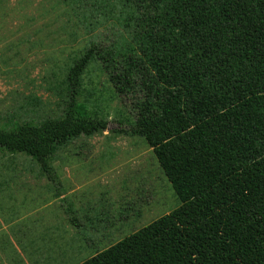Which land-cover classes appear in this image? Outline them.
<instances>
[{
  "label": "trees",
  "instance_id": "1",
  "mask_svg": "<svg viewBox=\"0 0 264 264\" xmlns=\"http://www.w3.org/2000/svg\"><path fill=\"white\" fill-rule=\"evenodd\" d=\"M59 4L91 40L66 68L62 112L0 117V152L30 158L62 197L59 154L110 124L85 98L100 63L133 114L120 133L146 140L181 203L81 264H264V0Z\"/></svg>",
  "mask_w": 264,
  "mask_h": 264
},
{
  "label": "rangeland",
  "instance_id": "2",
  "mask_svg": "<svg viewBox=\"0 0 264 264\" xmlns=\"http://www.w3.org/2000/svg\"><path fill=\"white\" fill-rule=\"evenodd\" d=\"M68 24L59 0H0V117L40 121L62 112L66 68L91 40L80 30L72 37ZM84 90L110 124L59 154L62 197L30 158L0 152V232L33 263L58 252L60 264H81L181 205L146 140L120 133L133 114L100 63L87 71ZM62 198L77 210L79 228Z\"/></svg>",
  "mask_w": 264,
  "mask_h": 264
},
{
  "label": "crops",
  "instance_id": "3",
  "mask_svg": "<svg viewBox=\"0 0 264 264\" xmlns=\"http://www.w3.org/2000/svg\"><path fill=\"white\" fill-rule=\"evenodd\" d=\"M0 225L4 226L3 223ZM3 234V232H0V264H38L36 261L35 263L29 261L23 247L12 240L13 235L10 232L7 231L6 237H4ZM3 238H5L4 242L1 240ZM30 243L33 244V242ZM43 264H60L58 252H52L49 256H46V259L43 260Z\"/></svg>",
  "mask_w": 264,
  "mask_h": 264
}]
</instances>
